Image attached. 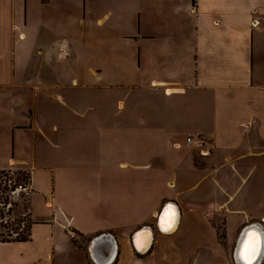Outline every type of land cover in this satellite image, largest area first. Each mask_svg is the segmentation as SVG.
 <instances>
[{"label":"crops","instance_id":"1","mask_svg":"<svg viewBox=\"0 0 264 264\" xmlns=\"http://www.w3.org/2000/svg\"><path fill=\"white\" fill-rule=\"evenodd\" d=\"M2 170L30 174L35 223L0 264H29L16 247L94 264L102 233L112 264L178 263L160 236L184 221L221 212L228 239L230 214L264 225V0H0ZM169 201L181 219L164 234ZM141 228L154 239L137 253Z\"/></svg>","mask_w":264,"mask_h":264},{"label":"rangeland","instance_id":"2","mask_svg":"<svg viewBox=\"0 0 264 264\" xmlns=\"http://www.w3.org/2000/svg\"><path fill=\"white\" fill-rule=\"evenodd\" d=\"M68 65L65 68H61V71L67 69ZM9 149V148H8ZM13 149V148H12ZM11 149V152H13ZM20 153L21 146L17 148ZM10 150L5 148L1 149V152L9 153ZM10 155V154H8ZM14 176H18V173H14ZM23 182V181H21ZM155 188V198L152 205H154L158 199V191L160 189V183L158 181L154 182ZM16 205L13 207V215H11L8 220V224L3 222L0 223V234L8 235L10 232L13 236H16V233L13 231L14 227H17V222L20 219L24 218L25 209L24 206L27 205L23 199L16 200ZM151 205V206H152ZM150 206V207H151ZM3 211L4 208L0 207ZM4 212V211H3ZM216 217L213 221L215 227L206 222V219H192L188 221H184L178 232L170 236H160L163 240H161L166 248L169 249L170 255L168 256V261L177 260L178 263L168 262L169 264H236L234 259V251L237 244L238 237L245 227L250 223L243 224L239 227V217L237 214L229 215V228L230 235L229 239L227 238V222L223 213L215 214ZM4 216H0V221ZM247 217V216H246ZM5 219V218H4ZM251 223H259V221H253ZM5 226H8L7 228ZM23 226V225H21ZM264 228V225H262ZM20 231V228H19ZM75 237L78 240L85 241L89 240V238H84L79 234H75ZM143 239V238H142ZM18 243V242H17ZM27 246H31L29 244H24ZM165 250V249H164ZM163 250V251H164ZM165 252V251H164ZM11 258L19 259L20 257L27 260L29 264H51L48 259H38L33 258L31 254H23L22 250L19 248H15L12 252ZM168 253V252H167ZM155 258V257H153ZM163 253H158V258L155 260V264H165L161 259H163ZM204 258H209V261L204 260ZM156 259V258H155ZM159 259V260H158ZM213 259V260H212ZM212 261V262H211ZM153 260L150 259L148 263ZM167 263V262H166ZM56 264H67L61 261V258H58ZM260 264H264V258Z\"/></svg>","mask_w":264,"mask_h":264},{"label":"water","instance_id":"3","mask_svg":"<svg viewBox=\"0 0 264 264\" xmlns=\"http://www.w3.org/2000/svg\"><path fill=\"white\" fill-rule=\"evenodd\" d=\"M176 206L178 210L177 218L171 229H164L161 224L162 216L170 207ZM181 213L179 205L175 201L167 202L161 209L158 220H157V229L164 234H171L177 230L180 224ZM148 232L149 235L144 240L142 235L144 232ZM259 232L261 234L259 243L262 245V248H258L254 257L256 259L253 262H246V250L248 242L250 241L252 234ZM154 239L153 230L150 228H141L139 229L132 238L134 249L137 253L147 252L152 244ZM118 246L117 241L111 233H102L95 236L89 242V254L92 262L94 264H112L117 256ZM255 251V249H254ZM264 258V228L262 224L250 223L246 225L241 231L237 244L234 251V259L236 264H260Z\"/></svg>","mask_w":264,"mask_h":264},{"label":"built area","instance_id":"4","mask_svg":"<svg viewBox=\"0 0 264 264\" xmlns=\"http://www.w3.org/2000/svg\"><path fill=\"white\" fill-rule=\"evenodd\" d=\"M186 143L189 146H192L193 148L197 149L203 155H208L210 153V142L205 136H188L186 138ZM6 185L7 189L3 192L2 188H4V186ZM31 192L32 187L30 182H17L14 174H11L10 178L8 179L6 177H0V196H2V200H0V207L4 208L3 211L5 215V219L2 218L0 223H7L11 215H13L14 213L13 207L16 205V200L28 197ZM3 196L7 197L8 201H6ZM11 209L12 211L11 213H9ZM25 215L26 213H24V216Z\"/></svg>","mask_w":264,"mask_h":264},{"label":"trees","instance_id":"5","mask_svg":"<svg viewBox=\"0 0 264 264\" xmlns=\"http://www.w3.org/2000/svg\"><path fill=\"white\" fill-rule=\"evenodd\" d=\"M13 174L10 170H2L0 171V177H6L7 179L10 178V175ZM17 182H29L30 180V174L27 172H20L18 176H16ZM7 189V185L2 188V191L4 192ZM6 201H8V198L3 196ZM0 200H2V196H0ZM26 215L23 219H20L17 222V227L13 228V231L17 233L16 236H13L10 232H8V235L0 234V242H14V241H29L31 239V230L32 226L35 223L31 217H30V210L29 205L24 207ZM12 209L9 211L11 213ZM0 216H4V212L0 210ZM24 226H21L23 225ZM6 228L8 226H5ZM20 228V231H19ZM22 228V229H21Z\"/></svg>","mask_w":264,"mask_h":264},{"label":"bare ground","instance_id":"6","mask_svg":"<svg viewBox=\"0 0 264 264\" xmlns=\"http://www.w3.org/2000/svg\"><path fill=\"white\" fill-rule=\"evenodd\" d=\"M177 214H178V210L176 208V206L174 207H170L167 212H165L162 216L161 219V224L163 226L164 229H171L172 226L174 225L176 218H177ZM149 235L148 232H144L142 235L143 240L145 238H147ZM253 236H251L250 241L248 242V246H247V250H246V257L245 260L246 262H253L256 257L258 255H256V257H254V254L256 253V251L258 250V248H262V245H260L259 240H260V236L261 234L259 232H256L255 234H252ZM255 249V251H254Z\"/></svg>","mask_w":264,"mask_h":264}]
</instances>
